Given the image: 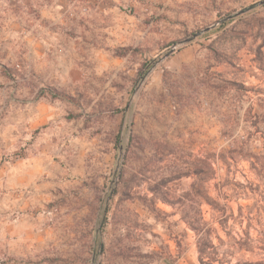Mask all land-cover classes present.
<instances>
[{"label":"rangeland","instance_id":"rangeland-1","mask_svg":"<svg viewBox=\"0 0 264 264\" xmlns=\"http://www.w3.org/2000/svg\"><path fill=\"white\" fill-rule=\"evenodd\" d=\"M261 1L0 0V264H199L205 193L257 260Z\"/></svg>","mask_w":264,"mask_h":264},{"label":"trees","instance_id":"trees-1","mask_svg":"<svg viewBox=\"0 0 264 264\" xmlns=\"http://www.w3.org/2000/svg\"><path fill=\"white\" fill-rule=\"evenodd\" d=\"M226 24L221 26L224 27ZM210 176H206V181L209 180ZM196 187V183L191 185V189L194 190ZM204 203L210 207L213 215L210 217V222L207 223L203 220L202 216H197L193 218H189L185 220V225L188 230H190L196 237V250L198 255V263L199 264H223L218 259L217 248H215L213 244V240L215 239L217 242L222 243L220 238H218L216 229L214 228V224L218 225L221 229H226L225 227L228 225V222L232 220L231 217L224 216L223 213H220L218 216H214L216 212L214 209L218 207V204L214 199L210 198L207 193L204 194L203 198ZM164 203V202H163ZM107 212V211H106ZM246 220L247 226L246 230H241L240 235H237V238H232L228 234L226 237L232 238L234 245L238 246L240 251H245L247 253L252 252V245L256 247L253 250H258L259 254H255L257 260L254 262H244V263H236V264H264V226H261L260 230H255V238H251L250 230H251V222L249 218ZM177 245V244H176ZM254 252H252L253 254Z\"/></svg>","mask_w":264,"mask_h":264},{"label":"water","instance_id":"water-1","mask_svg":"<svg viewBox=\"0 0 264 264\" xmlns=\"http://www.w3.org/2000/svg\"><path fill=\"white\" fill-rule=\"evenodd\" d=\"M263 5H264V0L261 1V2H259V3H257V4H254V5L250 6V7H248L247 9L242 10L241 12H238V13L235 14L234 16L242 15V14H244V13H246V12H248V11H250V10L256 8V7L263 6ZM197 36H198V34L195 35L194 37H197Z\"/></svg>","mask_w":264,"mask_h":264}]
</instances>
